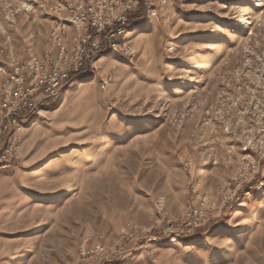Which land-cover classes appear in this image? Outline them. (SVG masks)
<instances>
[{
  "label": "rangeland",
  "instance_id": "1",
  "mask_svg": "<svg viewBox=\"0 0 264 264\" xmlns=\"http://www.w3.org/2000/svg\"><path fill=\"white\" fill-rule=\"evenodd\" d=\"M56 1L0 0V64L54 48ZM156 10L127 34L133 55L99 56L26 124L16 166L0 170V264H67L85 242L148 228L157 197L178 218L192 184L216 196L235 175L264 122V0ZM152 249L117 264H264V185Z\"/></svg>",
  "mask_w": 264,
  "mask_h": 264
},
{
  "label": "built area",
  "instance_id": "2",
  "mask_svg": "<svg viewBox=\"0 0 264 264\" xmlns=\"http://www.w3.org/2000/svg\"><path fill=\"white\" fill-rule=\"evenodd\" d=\"M168 0H57L52 7L51 36L54 48L43 55L9 58L0 64V170L16 166L26 124L47 100L58 96L64 85L82 71H95L97 59L122 51L133 55L127 41L132 27L157 13ZM75 29L71 45L63 38L68 27ZM106 80L103 81V84ZM264 122L240 148L235 175L225 179L216 196L192 184L197 200L178 218L166 210L163 197L153 201L151 224L145 230L125 226L116 242L99 237L85 242L67 264H117L132 249L152 253L156 244L195 236L225 205L249 195L264 185ZM87 241V240H86Z\"/></svg>",
  "mask_w": 264,
  "mask_h": 264
},
{
  "label": "crops",
  "instance_id": "3",
  "mask_svg": "<svg viewBox=\"0 0 264 264\" xmlns=\"http://www.w3.org/2000/svg\"><path fill=\"white\" fill-rule=\"evenodd\" d=\"M67 30H68L69 33L65 34V36L63 38V41H64L65 44L71 45L72 41H73V36L75 34V29L72 26H70V27H68Z\"/></svg>",
  "mask_w": 264,
  "mask_h": 264
},
{
  "label": "trees",
  "instance_id": "4",
  "mask_svg": "<svg viewBox=\"0 0 264 264\" xmlns=\"http://www.w3.org/2000/svg\"><path fill=\"white\" fill-rule=\"evenodd\" d=\"M86 72H87V71H82V72H80L79 74L73 76V77L70 79L69 83L72 82V81H74V80L80 79V78H82L83 76L87 75Z\"/></svg>",
  "mask_w": 264,
  "mask_h": 264
}]
</instances>
